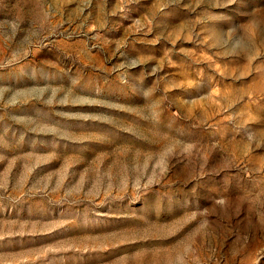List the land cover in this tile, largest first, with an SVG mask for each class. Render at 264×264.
I'll list each match as a JSON object with an SVG mask.
<instances>
[{
    "label": "rangeland",
    "instance_id": "obj_1",
    "mask_svg": "<svg viewBox=\"0 0 264 264\" xmlns=\"http://www.w3.org/2000/svg\"><path fill=\"white\" fill-rule=\"evenodd\" d=\"M0 264H264V0H0Z\"/></svg>",
    "mask_w": 264,
    "mask_h": 264
}]
</instances>
